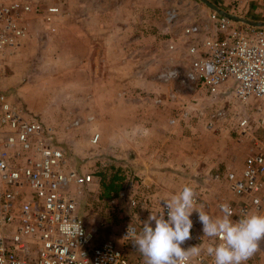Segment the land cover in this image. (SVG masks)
<instances>
[{
  "label": "crops",
  "instance_id": "crops-1",
  "mask_svg": "<svg viewBox=\"0 0 264 264\" xmlns=\"http://www.w3.org/2000/svg\"><path fill=\"white\" fill-rule=\"evenodd\" d=\"M18 1L32 7L26 12L22 10L27 35L20 50L8 56L0 69V92L26 106L31 115L55 132L59 142L67 141L80 157L91 155V140L77 145L74 136L69 139L65 134L59 136L57 131L63 123L68 124L67 120L70 127L83 116L82 126L102 134L106 151L121 157L134 169V190L142 189L143 196L155 192L159 200L169 197L173 187L179 189L189 183L200 187L202 182L198 180L215 167L211 163L215 165L220 154L213 151L206 153L211 157H201L197 146L196 156L188 155L189 165L183 171L178 163L184 157L174 158L169 150L180 147L184 141H189L186 145L193 148L198 143V129L178 123L163 125L161 120L174 113L173 107L178 113L180 105L176 100L180 96L173 91L164 94L162 86L156 90L157 75L152 74V67L167 63L161 60L160 56L165 54L162 48L167 42L178 40V25L188 26L196 19L184 20L175 9L180 16L176 24H170L166 17L172 0ZM254 2L257 18L264 19V0ZM158 78L162 79L161 75ZM159 98L161 102L157 103ZM223 124L216 123L211 131L222 134ZM184 130L191 134H183ZM235 147L233 143L222 152L225 163L236 153ZM150 153L158 159L152 160ZM213 190L215 187L211 189V200L217 197ZM209 195L205 193V197ZM263 261L264 247L246 264H264Z\"/></svg>",
  "mask_w": 264,
  "mask_h": 264
},
{
  "label": "built area",
  "instance_id": "built-area-1",
  "mask_svg": "<svg viewBox=\"0 0 264 264\" xmlns=\"http://www.w3.org/2000/svg\"><path fill=\"white\" fill-rule=\"evenodd\" d=\"M21 4L18 0H0V69L4 68L8 56L20 50L27 35L22 10L26 12L32 7ZM178 17L175 9L167 13L171 24ZM211 18L221 35L203 40L201 45L206 53L203 57L198 55L199 42L196 44L201 26L190 24L184 28V34L191 39L189 51L195 57L185 78L203 80L215 97L222 88H227L229 95L240 102L242 108L224 107L211 114V128L215 127L218 117L229 116L234 121L232 129L246 134L252 122L245 108L252 102L259 114L257 122L264 128V106L261 105L264 101V27L232 26L229 18L215 12ZM178 74V70H172L161 77L167 81L177 78ZM99 140L100 134L96 133L93 142ZM211 179L224 181L233 197L217 196L208 202L205 193L209 188L198 189L191 183L172 195L186 185L192 186L197 193V205L213 217L223 215L219 207L222 203L230 204L234 221L249 214H264V139L256 140L239 170L216 172ZM93 182L92 173L71 165L67 151L51 128L0 92V258L5 264H145L143 259L127 254L115 239H98V228L88 229L78 212L79 201L72 188H89ZM127 194L133 221L124 226L122 239L133 243L151 212L159 215L164 211L167 219L168 209L164 198L158 200L155 192L140 195L134 190L133 181L119 192L121 197ZM191 219L192 239L182 247L206 249L219 243L217 238L204 236L197 212H193ZM79 223L82 235L69 234L64 229L65 225ZM191 264H214V261L206 252H201L192 258Z\"/></svg>",
  "mask_w": 264,
  "mask_h": 264
},
{
  "label": "rangeland",
  "instance_id": "rangeland-1",
  "mask_svg": "<svg viewBox=\"0 0 264 264\" xmlns=\"http://www.w3.org/2000/svg\"><path fill=\"white\" fill-rule=\"evenodd\" d=\"M214 2L216 5H218L220 8L233 13L235 15L241 16L246 19H250L253 21H264L262 18H257L254 9H255V2L254 0H210ZM245 3L248 5H245ZM172 6L170 9H177L179 14L182 13L184 16V20H192L196 19V22H193L191 24H199L201 26V31L198 35V38L196 39V44L199 42V47L201 48L198 55L205 56V49H203V46L201 45L203 40L206 38L211 37H218L221 35V33L218 31V26H216V23L212 20L211 14L217 13L216 11L212 10L209 6H207L204 2L201 0H177L171 1ZM247 7L250 8V11H246ZM168 9V11L170 10ZM176 10V11H177ZM206 13V14H205ZM180 16V15H179ZM179 19V17H178ZM167 20V17H166ZM230 20V24L232 26H243V25H249L245 22L241 21H235ZM168 23V22H167ZM171 24V23H170ZM176 23H173V25ZM187 25H178L179 32L177 31V35L181 39L178 38V40L172 41V43L167 42L164 48H162L164 51L162 54L164 56H160L161 60L166 61L167 63H163V66H154L152 67L153 75H157L155 79L157 80L156 83H154V88L156 90H159L158 88L162 86L164 88V94L166 92H177L178 97V104L180 105V109L178 113L176 114L175 108L174 113L171 114V116H165V118L162 121V123H165L163 125H176L178 123L179 125L186 126H193L194 128L198 129V139L197 144L193 145V148H191V145H186V142L184 141L181 143L180 147H173L172 151L169 150L172 157L177 156H183V161H180L178 164H180V167L184 169H187L185 165H189V161L187 159L188 155L193 154L195 155V151L198 149L200 150L201 154L199 156L209 158L211 156H208V152L210 154L216 152V155L220 154L219 157L216 159V164L214 165L211 163V166H215L214 168L211 167V171L209 174L202 175L203 178L201 180L199 179L198 182H202V184H199V188H209V190L206 192L207 194H210L207 198L208 202H211V189L215 187L216 190H213V194H216L217 196H220L221 198H231L233 195L231 192H229L226 187L224 186V181H217L214 182L211 179V176L214 175L218 171L222 174H224L225 171H227L228 168L239 170L243 163V158L247 156V153L252 148L253 144L256 142V140H263L264 139V128L260 126L257 122V118H259V114L255 110V104L249 103L246 106L247 114L251 118V125L249 126L246 134H240L239 131H236L235 129H232V126L234 124V121H231L229 116L227 118H215L216 123L219 122V124L225 125L224 131L221 132L222 134L215 135L213 131H211V119L212 115L216 110L224 107H230L233 109H239L242 108L240 102L237 100V98L234 95H229L230 92L226 90L227 88H222L220 93L217 95V97L213 96L211 93V88L207 84L203 82V80H187L186 73L190 69L191 62L194 60V56L189 51V45L191 43V39L187 37L184 34V28ZM217 27V28H216ZM257 27H264V26H257ZM171 45H174L173 48H171ZM172 70H178L179 74L177 78H170L169 80L165 81L161 78H158L161 74L168 73ZM174 94V93H173ZM157 103L161 102V98L156 99ZM264 102V101H263ZM149 104V103H148ZM177 104V103H176ZM261 105L264 106L262 103ZM24 110L30 113V110L24 106L20 105ZM177 110V109H176ZM32 114V113H30ZM81 119V120H80ZM68 124L63 123L61 125V131L60 128L58 129V135L68 136L70 139L71 136H74L75 141L77 142V145H85L87 144V140L90 139L89 147L91 149V155H84V157H80L77 151L75 153L73 150L70 149V147L67 145V141H60V144L64 147V149L67 151L68 156L70 158V162L72 166H76L78 170L84 171V172H90L94 175V182L89 186V188L86 187H78L73 186L72 190L76 195V198L79 201L78 206V212L81 216L84 217L86 224L89 228L96 227L98 228L97 232V238L100 240H109V239H115L117 244L125 250L127 254H129L131 257L135 258H141L145 261V258L142 256V254L134 247L133 243L130 242H124L122 239V231L124 229V226L130 222L133 221V218L131 217V212L129 208L128 203V194L126 197L119 196V192L123 190L124 187L129 186V184L133 181L135 183L136 175L134 174V169L129 165L128 162H125L121 157L116 158L112 153L109 151H106L105 144L103 142L104 138L102 139V134L99 131H91L87 129L86 126H82L84 123V118L79 116V118H76L73 122L75 125H69L70 120H67ZM95 121V120H94ZM43 122V121H42ZM76 122H80L79 124H76ZM90 122V121H89ZM44 125H46L43 122ZM227 124V125H226ZM72 128V129H71ZM91 128V127H89ZM188 128V127H187ZM71 129V130H70ZM96 133L100 134V140L97 143L93 142V137ZM144 133V132H143ZM122 134H126V132H123ZM183 134H191L190 131H183ZM57 136V135H56ZM109 140H110V136ZM142 137V136H141ZM107 138V137H105ZM58 139V138H57ZM59 140V139H58ZM67 140V139H66ZM228 144V146H225V144ZM233 143L236 145L235 150L236 153L232 155L230 158V161L228 163H225L223 161L222 154L225 153L230 146L233 145ZM175 144V143H174ZM223 144V145H222ZM224 147H227L226 149ZM251 147V148H250ZM120 149H123L122 147ZM165 149V148H164ZM225 149V151H224ZM80 151L78 148L75 149ZM165 151V150H164ZM161 152V154L165 152ZM248 151V152H247ZM223 152V153H222ZM160 154V155H161ZM152 160L158 159V156L154 157L150 153ZM159 155V156H160ZM186 155V156H185ZM181 156V157H182ZM196 156V155H195ZM185 160V161H184ZM232 162L235 164L233 165ZM159 164V163H158ZM205 164V163H203ZM160 165V164H159ZM159 165H155V168H162ZM201 165V164H200ZM207 165V164H205ZM142 166V165H139ZM174 165L171 166V168ZM203 166V165H201ZM185 167V168H184ZM134 171V172H133ZM118 176L119 179L116 181L117 184H121V189L119 191H115L109 196H104V188L102 185V179L104 176H106L107 182L114 176ZM137 178V177H136ZM181 181V180H180ZM177 189L173 187L169 190V196L171 193H175ZM140 195H142L143 190H139ZM142 230V229H141ZM262 247H264V242L261 243ZM264 262V261H263Z\"/></svg>",
  "mask_w": 264,
  "mask_h": 264
},
{
  "label": "clouds",
  "instance_id": "clouds-1",
  "mask_svg": "<svg viewBox=\"0 0 264 264\" xmlns=\"http://www.w3.org/2000/svg\"><path fill=\"white\" fill-rule=\"evenodd\" d=\"M168 209L167 219L164 211L153 214L143 222L142 230L133 238L134 247L145 258V264H191L193 257L206 252L214 264H246L261 250L264 241V214H249L234 221V210L228 203L219 207L222 216L213 217L197 205V193L186 185L170 198H164ZM198 213L203 225L204 236L217 238L206 249L199 246L182 247L192 239L193 212ZM153 222L155 226H153ZM64 229L73 235H82L81 224L65 225ZM0 264H5L0 258Z\"/></svg>",
  "mask_w": 264,
  "mask_h": 264
},
{
  "label": "water",
  "instance_id": "water-1",
  "mask_svg": "<svg viewBox=\"0 0 264 264\" xmlns=\"http://www.w3.org/2000/svg\"><path fill=\"white\" fill-rule=\"evenodd\" d=\"M201 1L204 2L207 6H209L212 10L216 11L218 14L223 15L231 20L245 22L253 26H264V21H253V20L246 19L238 15H235L233 13H230L220 8L218 5H216L214 2L210 0H201Z\"/></svg>",
  "mask_w": 264,
  "mask_h": 264
},
{
  "label": "trees",
  "instance_id": "trees-1",
  "mask_svg": "<svg viewBox=\"0 0 264 264\" xmlns=\"http://www.w3.org/2000/svg\"><path fill=\"white\" fill-rule=\"evenodd\" d=\"M119 179L118 176L114 175L109 182L106 180V176L103 177L102 185L104 188V196H109L115 191H119L121 189V184H117L116 181Z\"/></svg>",
  "mask_w": 264,
  "mask_h": 264
}]
</instances>
